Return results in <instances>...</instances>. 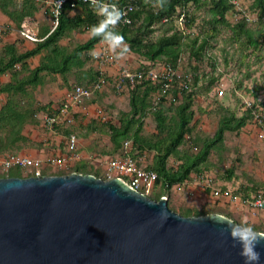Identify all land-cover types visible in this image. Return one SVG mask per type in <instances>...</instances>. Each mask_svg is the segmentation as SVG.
<instances>
[{"label":"rangeland","instance_id":"rangeland-1","mask_svg":"<svg viewBox=\"0 0 264 264\" xmlns=\"http://www.w3.org/2000/svg\"><path fill=\"white\" fill-rule=\"evenodd\" d=\"M229 1L234 7L227 12V20L220 24L216 34L209 26L213 25L211 0H202V4L198 6L195 3L189 6L188 18L191 21H187L186 24L189 32L187 30V35H184L183 39L186 52L182 59V71L180 70L182 75H185L183 79H187L189 85L191 81L193 82L194 97L187 100V94L191 90L185 96V93H178L175 99L172 91L147 88L146 84L137 91H135L137 88L130 87L128 82L118 88L117 73L120 68L127 67L135 72L144 60L143 56L128 48V43H120L116 47L110 45L124 62L117 66L104 65L97 61L93 54L94 48L81 52L80 61L76 65H71L70 70L63 74L49 70L35 73V69L44 62H52L50 49L32 55L23 62L10 65L15 49L17 53H22L34 49L37 43L25 40L19 31L13 30L9 25L17 27L19 19L24 21L30 18L32 25L40 27L41 34H49L58 24L53 14L51 0H0V23L8 26L0 38V66H7L6 71L0 72V155L9 152L56 153L58 152L56 137L63 134L61 139L66 141L67 135L75 133L79 138L77 156L72 160L67 159L66 167L45 162L42 175H66L75 171V168H80L81 173L90 171L99 177L109 179L116 177L117 173L108 167V160L116 155H123L124 147V144L119 147L114 145L111 137L115 129L130 124L131 135L141 126L137 132L138 136L156 141L162 135L174 131L181 106L190 102L191 110L194 111L190 123L193 131L186 134L179 153L171 155L168 159V166L177 168L181 163L179 155L198 153L203 141L214 136L224 114L233 111L241 114L243 109L250 107L247 102L253 103L256 98L257 107L253 119L248 120L239 131H227L224 142L211 150L206 162L198 167L199 171L193 172L198 176L210 175L222 180L235 177L233 181L237 185L264 188L263 183L255 177L260 172L264 175V138L261 137V132L264 131V18L260 19V7L256 5L255 0ZM152 6L159 5L154 2ZM79 11L80 9H75L71 13ZM175 15L167 20L164 18L156 21L154 23L156 28L149 36L157 39V36L178 31ZM140 21L136 22V26ZM243 23L248 32L239 35L235 33L234 36L233 26ZM235 29L236 32L240 31L239 28ZM92 34V31L78 27L66 34L60 44L67 52H71L77 45L87 41ZM204 37L210 38L208 54L200 61L189 58L187 55L191 51L193 40ZM250 37L257 40L253 46L249 42ZM13 47L15 49H12ZM195 75L200 77L198 82ZM100 80H104V83L91 97L83 101L75 114L74 123L69 126L67 132L66 128L51 132L45 127V116L62 102L74 85H93ZM221 87L226 89L223 96L218 95ZM133 95L137 98L139 113L132 110ZM141 104L143 106L146 104L143 115L140 113ZM156 105L158 108L155 110ZM157 115L165 117L168 125V131L162 135L157 128ZM144 152L143 165L151 167L155 151L147 149ZM11 170L17 172L16 167L8 169V172ZM20 171L23 177L33 176L31 169ZM167 187L168 185H163L160 181L156 182L149 197L155 196L160 199L167 195L169 207L183 215L189 212L192 214L189 216H194L198 210H206L203 208L206 205L201 202V196L196 193L198 186L191 190L188 182L184 181L174 184L169 190ZM237 190L242 191L240 188ZM204 193L207 199H211V193ZM206 208L220 211L210 204ZM229 216L237 220L234 214Z\"/></svg>","mask_w":264,"mask_h":264},{"label":"water","instance_id":"water-1","mask_svg":"<svg viewBox=\"0 0 264 264\" xmlns=\"http://www.w3.org/2000/svg\"><path fill=\"white\" fill-rule=\"evenodd\" d=\"M231 222L185 216L117 176L0 177V264H244Z\"/></svg>","mask_w":264,"mask_h":264},{"label":"trees","instance_id":"trees-1","mask_svg":"<svg viewBox=\"0 0 264 264\" xmlns=\"http://www.w3.org/2000/svg\"><path fill=\"white\" fill-rule=\"evenodd\" d=\"M117 2L123 3L124 0H117ZM158 3V7L152 6L153 3ZM191 3H195L197 6L202 4V0H139L136 8L132 11V17L134 22L132 24L123 26V25H115L112 26L115 30L122 32L124 35V40L121 42H125L129 44V49L136 51L144 59H149L152 61H162L168 62L174 66H178V70H181L182 59L185 54V43H184V35L187 33L181 31L179 28L178 31H173L171 34H164L161 36H157V39L149 36L150 32H153L156 28L154 23L158 20L164 18H173L177 13L179 7H189ZM256 5L260 7L259 17L260 19L264 18V0H255ZM212 8L211 13V23L213 25H209L211 29L214 30V34H216L220 29V24H224L226 22V14L227 12L234 7V5L229 0H211ZM80 9L79 12L72 14V10ZM145 10V11H144ZM32 13V12H31ZM12 14L9 13V15ZM188 14H190L188 12ZM189 17V16H188ZM187 17V21L191 20ZM189 19V20H188ZM101 20L96 9L90 7L88 3L79 2L75 7L70 5V2L63 5L61 13L59 15V22L56 28L50 32L49 34H41L39 35L43 37L40 41H30L33 43H37L34 49L26 50L22 53H17L16 49L12 52V59L10 61V65L16 64L19 62H23L26 58L35 55L43 50L50 49L51 52V63L44 62L42 65L35 69V73L41 72L43 70H49L53 73H67L70 70L71 65H76L79 61V55L81 52L92 50L95 45L104 40L102 35L92 34V36L87 39L82 44L77 45L71 52H67L65 47L60 44V41L63 37L66 36L71 30L83 27V30L88 29L91 31V26L94 24H98ZM141 20V21H140ZM175 20V18H174ZM140 21V24L136 26V22ZM209 21V22H210ZM30 24L31 19L26 18L24 21L19 19V25L17 26L19 29L24 24ZM246 23V22H244ZM234 25L233 33L238 35L242 32H248L246 29V25ZM187 24V23H186ZM239 26V27H238ZM235 28H239L240 31L236 32ZM213 33V32H212ZM212 36V35H210ZM252 36V35H250ZM25 39V38H24ZM26 40V39H25ZM249 42L251 46L257 43L256 39L253 37L249 38ZM249 44V45H250ZM211 46L210 38L204 37L202 39H194L193 45L191 46V51H189V58H195V60L200 61L206 54H208V48ZM11 49V51H12ZM180 65V66H179ZM196 63H194L193 67L195 68ZM7 66H0V72L6 71ZM182 71V70H181ZM182 74V73H181ZM193 75V74H192ZM178 79L174 82V86L170 88L168 91H172L175 95V99L178 97V93L187 94V100L194 97V93L192 92V81L190 85L187 83V79ZM196 76V75H195ZM198 82V76L195 77ZM214 81V76H212L211 82ZM143 83L137 82L135 84V91L143 87L145 85L147 88L152 89H161L160 83H152L151 81L144 80L141 81ZM182 82L186 83V87L182 86ZM189 86V88H188ZM147 90V89H146ZM160 103V102H159ZM132 110L134 113H139L138 102L135 95H133L131 99ZM158 105V104H157ZM156 105L155 110L158 108ZM245 105V104H243ZM146 104H141V115L144 114ZM257 107L256 98L251 107H246L242 110L241 114H237L235 111L224 114V116L220 119V123L218 129L216 130L214 136L212 138H208L203 141L202 147L198 153L195 155H188L184 153L179 155L181 159V163L177 168L168 166V159L171 155L178 154L180 151V146L183 144L186 138V134H190L193 131V127L190 126L191 120L194 116V111L191 110V103H187L181 106V110L178 114V123L174 131L167 133L166 135H162L165 131H168V125L166 123L165 117L161 115H157V128L159 130V134L162 135L156 141H150L149 139L145 140L138 136V133L141 129V126L137 127L135 131L130 134V124L124 125L121 129H115L112 134V141L116 147L122 146L126 140H131L135 149L139 150L140 153H145L144 151L149 149L151 151H155L154 154V163L151 164L149 168L155 170L158 174L157 183L162 182L163 185H168V190L177 183H181L187 181L190 178V175L193 171H199V166L206 162L207 157L211 153V150L216 147L218 144H221L225 140V134L227 131H239L243 128L246 123L251 121L255 114V109ZM53 110V109H52ZM73 124V123H72ZM72 124H57L56 129L66 128L67 132L68 128ZM64 131V132H65ZM124 139V140H123ZM17 168V172L7 171L0 173V177L6 176H18L23 177L20 168ZM75 168V167H74ZM77 172H82L80 168L74 169ZM231 170V169H230ZM85 174L91 173L99 177V175L92 173L90 171H83ZM232 172V170H231ZM253 188H257V186H253ZM157 198V197H152ZM159 198V197H158ZM157 198V199H158ZM206 210H201L195 212L194 215H203L207 213H221L218 210H210L204 206ZM224 214V213H223ZM184 215H192L187 212ZM226 215V214H225ZM228 216V215H227ZM230 217V216H229ZM239 223L237 220H235ZM257 229V227H256ZM259 230V229H257ZM261 231V230H259ZM264 232V231H263Z\"/></svg>","mask_w":264,"mask_h":264},{"label":"built area","instance_id":"built-area-1","mask_svg":"<svg viewBox=\"0 0 264 264\" xmlns=\"http://www.w3.org/2000/svg\"><path fill=\"white\" fill-rule=\"evenodd\" d=\"M138 1L139 0H124L123 3H120L115 0L119 7L125 12V15L116 25L126 26L134 22L131 14L136 8ZM68 2H70L72 7H75L79 2H84L96 9L93 6V0H51L56 24L59 22V15L63 5ZM109 2H111V0H109ZM188 10L189 7H179L175 15L178 28L185 33L188 30V25H186ZM99 16L102 18L100 14ZM165 20H167V18H165ZM7 27V25L0 23V38L6 32ZM18 31L21 36L29 41L34 42L43 39L31 23H25ZM94 58L104 65L117 66L119 63L117 53L106 46L101 47L100 50L95 52ZM178 68V66L176 67L168 62L144 59L141 67L135 72L130 71L127 67H121L119 73H117V78L119 80V85L117 86L120 88L121 85L128 82L130 87H134L137 82L148 80L155 84L160 83L161 88L166 92L174 86L176 80L182 78L181 71H179ZM102 83H104V80H100L93 85H74L62 102L45 116V127L51 132H55L57 124L74 123L75 114L78 112L77 109L85 99L91 97L96 90L100 89ZM183 85L186 87V83L182 82V86ZM225 90L224 87H221L218 91V95L223 96L226 93ZM247 104L250 107L253 105L251 101H248ZM261 137L264 138V131L261 132ZM66 140L68 149L65 154L35 156L21 152L4 153L0 155V172H7L8 169L12 167H18L23 170L31 169L33 176H43L42 170L45 162L55 166L66 167L68 165L66 163L67 159L72 160L77 156L76 150L78 149L79 138L75 133H71L67 135ZM108 167L117 173V177H120L135 190L147 196L152 193V189L156 186L158 180L157 172L143 165L142 153H140L139 150L136 151L131 140L125 141L123 155H116L108 160ZM197 184L200 185L202 191L210 189L214 197L227 196L231 199L239 198L244 203H249L250 206L255 209H264V190H257L251 197H241L234 193L233 189L221 187L216 177L203 174L198 176ZM163 197L168 198L167 195Z\"/></svg>","mask_w":264,"mask_h":264},{"label":"clouds","instance_id":"clouds-1","mask_svg":"<svg viewBox=\"0 0 264 264\" xmlns=\"http://www.w3.org/2000/svg\"><path fill=\"white\" fill-rule=\"evenodd\" d=\"M93 6L102 18L98 24L91 26V31L94 34L102 35L103 39L116 47L124 40V35L112 26H115L125 15L124 10L115 0H111V2L109 0H93ZM161 214L166 216V209H162ZM231 236L234 242H240V255L244 258V264H259L262 252L257 245L264 238V232L257 230L254 224L247 222V218H245L244 222H231Z\"/></svg>","mask_w":264,"mask_h":264},{"label":"crops","instance_id":"crops-1","mask_svg":"<svg viewBox=\"0 0 264 264\" xmlns=\"http://www.w3.org/2000/svg\"><path fill=\"white\" fill-rule=\"evenodd\" d=\"M11 28H13V30L18 31V27H15V25H9ZM34 27L36 28L37 32L40 33V27H38L37 25H34ZM121 43H125V42H121ZM97 44H99L98 46H96ZM94 47V53L97 52L98 50H100L101 47L106 46L108 47L110 50L113 51V49L111 48V44L107 41V40H102L100 42H98ZM108 44V45H105ZM93 53V54H94ZM123 62V60L119 59V63ZM124 63V62H123ZM77 111H79V108L77 109ZM63 137V134L60 136H57L56 138L57 143L58 144V152L56 153H48V154H44L45 151H43L42 153H38V154H31V155H54V154H65L67 152V140L64 141L63 139H61ZM143 154V153H142ZM75 162L73 161V164ZM71 166V165H70ZM261 173V172H260ZM256 174L255 177L258 178V180H260L263 185H264V175L261 174ZM197 177L198 174L192 172L190 175V178L187 180L188 184H189V188L192 190H194V187H196V193L201 196V202L203 201L205 203V205H212L215 206V208H219L222 214L224 213V215H232L234 214V218H236L239 221H245V218H247V222L253 223L255 227H257V229L264 231V209H255L253 207L250 206L249 203H244L243 201H241L239 198L237 199H231L229 197H214L213 195H211V199H207V197H205V193L204 192H209L211 193V190H207V191H201V187L200 185L197 184ZM192 179H196V181H191ZM218 184L221 187L224 188H231L233 189L234 193L240 195L241 197H251L252 195H254L256 193L257 190H264V188H253V187H246L244 185H237V183L235 181H233L235 179V177H231L229 178V180H222L220 178H217ZM264 187V186H263ZM241 189L242 191H239L237 189ZM244 190V191H243ZM193 193H195V191H193ZM212 194V193H211ZM211 201V202H210ZM198 203L201 205L200 201L198 200ZM203 203V204H204Z\"/></svg>","mask_w":264,"mask_h":264}]
</instances>
